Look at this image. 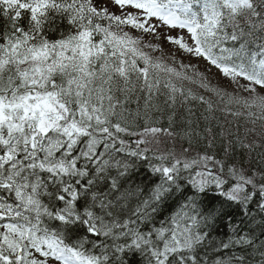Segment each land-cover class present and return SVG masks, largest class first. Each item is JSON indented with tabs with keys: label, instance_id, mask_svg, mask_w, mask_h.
Instances as JSON below:
<instances>
[{
	"label": "snow or ice",
	"instance_id": "snow-or-ice-1",
	"mask_svg": "<svg viewBox=\"0 0 264 264\" xmlns=\"http://www.w3.org/2000/svg\"><path fill=\"white\" fill-rule=\"evenodd\" d=\"M0 264H264V0H0Z\"/></svg>",
	"mask_w": 264,
	"mask_h": 264
}]
</instances>
